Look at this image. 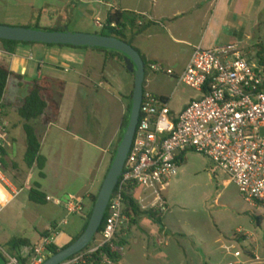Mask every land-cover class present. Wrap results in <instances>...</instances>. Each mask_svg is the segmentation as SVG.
I'll list each match as a JSON object with an SVG mask.
<instances>
[{"label": "rangeland", "instance_id": "rangeland-1", "mask_svg": "<svg viewBox=\"0 0 264 264\" xmlns=\"http://www.w3.org/2000/svg\"><path fill=\"white\" fill-rule=\"evenodd\" d=\"M85 1L0 0V24L43 29L66 26L71 32L99 33L98 24H103L106 8L99 5L98 0ZM253 1L260 11L246 17L247 26L237 44L252 64L260 65L258 52L260 48L264 51V0ZM99 9L102 15H98ZM118 70L116 82L108 79L112 87L109 89L99 86L98 76L79 79L73 71L59 70L57 73L63 79H73L62 92L59 122L67 124L81 116L87 106L86 102L84 105L81 102L82 94L94 90L98 93L95 99H99L102 110L106 108L108 115L103 118V115L89 114V127L99 131L101 142H106L122 111L119 103L109 100L108 92L121 95L125 101L135 87V74L127 66ZM147 72H153L150 66ZM191 90L181 85L175 103L181 104L186 97L185 91L190 93ZM18 91L17 81L11 80L6 102L12 105ZM212 167L209 158L201 153L189 151L185 154L179 174L168 183L164 193L168 210L162 214V222L144 215L135 227L126 216L127 221L116 241V245L124 249L123 257L116 264H229L233 257L226 252V247L230 246L252 250L258 257L255 264H264V208L246 202L231 178L222 172L214 174ZM20 168H25L20 159L15 163H3V174L10 186L6 188V198L0 196L2 204L9 201L0 211V245L15 257L27 255L31 247H14V241L27 240L33 244L54 222L66 218L67 225L62 228L64 239L81 235L86 220L80 214L69 216L58 207L56 198L60 196L55 191L65 188L76 197L85 195L90 189L86 174L65 167L56 173L50 171L46 181L35 175V181L43 187L41 191L50 197L46 204H35L29 200L34 182L25 183ZM100 189L87 196V204H92L91 196L98 195ZM95 240L96 243L100 241L98 235Z\"/></svg>", "mask_w": 264, "mask_h": 264}, {"label": "crops", "instance_id": "crops-1", "mask_svg": "<svg viewBox=\"0 0 264 264\" xmlns=\"http://www.w3.org/2000/svg\"><path fill=\"white\" fill-rule=\"evenodd\" d=\"M99 3L106 8L104 21L112 9L141 14L151 21L153 25L135 37L132 46L152 64H161L174 70L176 74L185 70L197 46L214 49L236 45L241 40L242 30L247 26L246 17L250 18L255 11H260L258 5L254 6L253 0H113ZM102 14V10L99 9L98 15ZM128 35L131 34L128 33ZM0 63L7 66L14 74L9 78L8 85L11 80H15L19 90L12 105L6 102V93L0 103V119L7 127L3 160L7 164L15 163L17 159L22 160L25 168H20V172L25 175V183L28 181L35 183V177L39 178V172L36 168L28 169L24 163L27 143L24 121L18 112L31 93L35 82L52 84L48 86L45 93L49 107L43 116L33 122L41 142V154L47 159L44 181L47 180L50 171L56 173L59 168L67 167L73 172L86 174L90 188L80 197L67 193L65 188L55 191L60 196L56 198V201H61V204L56 202V205L67 212L69 202L85 200L89 194L95 193L102 187L121 138L124 117L130 106L133 91L125 101L121 99V95L117 96L108 92L109 100L114 104L119 103L122 111L116 124L113 125L112 134L104 144L101 142L99 131L95 132L89 127L90 115H103V118L108 115L106 108L102 110L103 106L99 99H95V94L98 93L94 90L89 89L84 95L82 94L84 99L81 102L83 105L86 102L87 106L83 108L81 116L74 117L67 124L59 122L60 105L56 107L63 98L62 95L60 97L59 92H64L73 79L65 80L57 72L59 70L73 71L77 78L88 80L98 76L99 86H106L109 89L112 87L108 79L113 83L116 82L118 69L127 66L126 59L123 56L106 54L93 49L25 44L18 45L15 54H9L0 42ZM180 87L181 85L174 78L167 75H158L153 72H147L145 75V92L166 99L173 118L178 117L192 100L200 97V94L194 90L190 93L185 91L186 97L182 99V103L176 104L175 98ZM0 196L6 198V193L1 187ZM46 196L49 200L50 197ZM91 208V204H84L82 217L85 220ZM57 224L54 222L47 231ZM62 228L54 241V245L60 249L67 247L74 238H77L69 236L64 239L65 233ZM42 241L43 238L40 236L32 245L35 248ZM30 252L22 256L27 259Z\"/></svg>", "mask_w": 264, "mask_h": 264}, {"label": "built area", "instance_id": "built-area-1", "mask_svg": "<svg viewBox=\"0 0 264 264\" xmlns=\"http://www.w3.org/2000/svg\"><path fill=\"white\" fill-rule=\"evenodd\" d=\"M103 2V0H98ZM102 28V24H98ZM154 73L174 78L198 92L178 117L166 99L144 92L139 123L123 173L107 208L102 231L91 244L62 264H116L123 248L116 241L127 217L123 191L135 186V199L142 210L164 214L168 183L179 174L180 159L189 151L201 153L212 163V172L231 178L248 203L264 208V67L252 64L236 44L228 47L194 48L189 64L176 74L161 64H151ZM7 127L0 119V187L10 186L3 174L1 150ZM140 194L137 196V193ZM0 202V211L8 203ZM61 204V201H56ZM84 199L67 204L68 215L83 216ZM67 218L50 230V235L35 246L25 263L0 245L5 264H44ZM96 235V236H97ZM233 260L229 264H255L257 254L250 249L226 247ZM115 257V258H113Z\"/></svg>", "mask_w": 264, "mask_h": 264}, {"label": "trees", "instance_id": "trees-1", "mask_svg": "<svg viewBox=\"0 0 264 264\" xmlns=\"http://www.w3.org/2000/svg\"><path fill=\"white\" fill-rule=\"evenodd\" d=\"M151 25H153V23L151 21H148L141 14H136L133 12L123 11L119 9H112L108 13L106 20L103 22L102 28H100L101 31L96 34L101 35V36H107V37H116L120 40L126 41L130 45H133L134 38L144 33L148 28L151 27ZM32 28L33 29H43L40 26H36ZM44 29L49 30V31H65L66 26L54 27V28H44ZM128 33H130L131 35L129 36ZM0 42L2 43L4 50L9 54H15L17 51L18 45L20 44L56 46V45H46V44H38V43H21V42L8 41V40H0ZM57 46L93 49V50H97L100 52H104L106 54L123 56L125 58L124 54L117 52V51L108 50V49H97V48H89V47H73V46H68V45H57ZM136 50L138 51V53L142 56L144 60L145 70L147 73V69L152 64V62L147 60V58L138 49ZM258 57H259L260 65L264 67V51L262 48H260L258 52ZM12 75L14 74L10 72L8 67L0 63V103L4 99L7 85H8V80ZM49 85H52V84L35 82L33 84L31 93L25 99L23 106L19 109V112H18L19 116L24 121V132L26 135V143H27V149L24 155V163L28 169L36 168L38 170L40 180H44L46 178L44 171L46 168L47 159L41 154V142L37 135L36 128L34 127L33 122L39 119L41 116H43L49 107L48 101L45 97V93ZM59 93L61 97L62 91H60ZM132 98H133V92L130 97L131 103L127 111L128 114L124 117V121L122 125V134H121V138H120L118 145L121 143L124 132L129 123L130 114L132 110ZM58 107H59V104L57 105L56 108ZM116 153H117V148L114 152V156L111 161L108 172L111 168V165L116 156ZM1 155L2 157H4L5 155L3 148L1 150ZM184 158H185V155H183L180 159H182L183 161ZM2 162L5 163L4 160H2ZM40 189H41V184L39 182H35L34 186L30 189V194H29L30 202L35 203V204H46L48 202V197L43 192H41ZM123 196H124V205H125L124 213L128 217L131 226L138 225L139 219L141 218V216H144V215H149L153 219L157 220L159 223L162 222L163 215L161 213L154 211V210L143 211L140 208V206L137 204V201L135 199V186L131 184L126 186L123 191ZM97 198H98V195L91 196L92 208L90 212L87 214L86 226H85L84 231L86 230L88 226V222L92 215L93 207L97 201ZM87 201H88V198H85L84 204H87ZM106 217H107V213L105 214V218L103 220L102 226L99 229L98 234L102 231L104 227ZM49 235H50V231H47L44 234H42L41 237L44 239V238L49 237ZM78 238L79 237L74 238L73 241L70 243V245L73 244ZM13 246L14 247L24 246V247H31V249H34V246L27 240H16L14 241ZM47 249L49 253L52 255H57L58 253L61 252V250H63V249L58 248L55 245H50L47 247ZM18 259L23 263L27 261V259L24 258L23 256L18 257ZM121 259H122L121 257H116L115 258L116 263L120 262Z\"/></svg>", "mask_w": 264, "mask_h": 264}, {"label": "water", "instance_id": "water-1", "mask_svg": "<svg viewBox=\"0 0 264 264\" xmlns=\"http://www.w3.org/2000/svg\"><path fill=\"white\" fill-rule=\"evenodd\" d=\"M0 40L15 41L21 43H38L46 45H68L73 47H89L108 49L125 55L128 69L135 74V87L132 98V110L129 123L123 135L121 143L117 147V153L106 175L93 207L88 226L83 234L70 246L61 250L57 255H51L44 264H62L72 256L87 248L102 226L109 202L123 173L128 154L139 123L141 106L144 97L145 64L138 51L124 40L116 37L101 36L65 31H49L45 29H33L29 27H11L0 24ZM66 198H69L66 196ZM0 264H5L0 255Z\"/></svg>", "mask_w": 264, "mask_h": 264}]
</instances>
